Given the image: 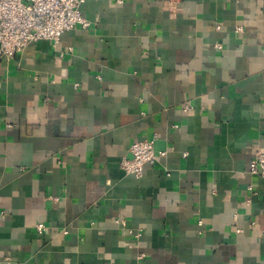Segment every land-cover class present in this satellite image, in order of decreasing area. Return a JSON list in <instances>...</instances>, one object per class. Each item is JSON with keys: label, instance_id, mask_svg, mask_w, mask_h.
Wrapping results in <instances>:
<instances>
[{"label": "crops", "instance_id": "crops-1", "mask_svg": "<svg viewBox=\"0 0 264 264\" xmlns=\"http://www.w3.org/2000/svg\"><path fill=\"white\" fill-rule=\"evenodd\" d=\"M80 10L0 57V264H264V0Z\"/></svg>", "mask_w": 264, "mask_h": 264}, {"label": "built area", "instance_id": "built-area-1", "mask_svg": "<svg viewBox=\"0 0 264 264\" xmlns=\"http://www.w3.org/2000/svg\"><path fill=\"white\" fill-rule=\"evenodd\" d=\"M85 0H0V57H12L31 42L47 39L56 44L62 33L76 26L86 29L90 21L80 10ZM132 156L122 161L127 172L140 175L147 162L157 155L153 140H135L130 146ZM249 172L264 177V148L255 150L249 163ZM120 222L124 223L121 219ZM36 230L43 233L46 226L36 223Z\"/></svg>", "mask_w": 264, "mask_h": 264}]
</instances>
